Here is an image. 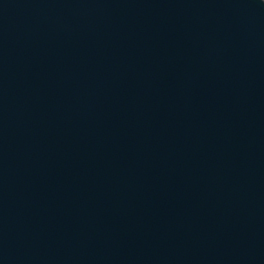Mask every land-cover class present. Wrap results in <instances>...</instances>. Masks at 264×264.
Segmentation results:
<instances>
[{
	"label": "water",
	"instance_id": "95a60500",
	"mask_svg": "<svg viewBox=\"0 0 264 264\" xmlns=\"http://www.w3.org/2000/svg\"><path fill=\"white\" fill-rule=\"evenodd\" d=\"M0 264H264V0H0Z\"/></svg>",
	"mask_w": 264,
	"mask_h": 264
}]
</instances>
